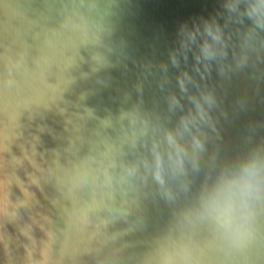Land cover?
I'll list each match as a JSON object with an SVG mask.
<instances>
[{"label": "water", "instance_id": "1", "mask_svg": "<svg viewBox=\"0 0 264 264\" xmlns=\"http://www.w3.org/2000/svg\"><path fill=\"white\" fill-rule=\"evenodd\" d=\"M226 3L0 0V179L16 213L2 218L12 251L10 259L0 244V264H17L26 242L19 229L37 211L53 222L56 264H165L166 253L168 264H264V204L245 250L200 214L217 174L264 145V30L246 39L249 22ZM206 21L221 25L223 40L215 56L197 60ZM189 31L196 39L184 47ZM25 50L29 71L6 92V57ZM185 71L193 79L182 91ZM208 92L214 100L205 102L198 168L189 159L186 176L169 178V199L143 160L153 139L192 108L189 97ZM174 95L180 105H172ZM86 159L96 169L107 165L112 177V189H96L95 204L91 183L70 182ZM124 165L138 166L136 175ZM85 202L88 222L69 220Z\"/></svg>", "mask_w": 264, "mask_h": 264}, {"label": "clouds", "instance_id": "2", "mask_svg": "<svg viewBox=\"0 0 264 264\" xmlns=\"http://www.w3.org/2000/svg\"><path fill=\"white\" fill-rule=\"evenodd\" d=\"M226 8L232 13H237L238 20L249 22L245 33L246 39L257 35L258 30H264V0H227ZM205 31L209 38L203 41L200 49L202 56L198 55L197 60L215 56L217 50L214 44L223 40L224 34L218 22L206 21ZM195 39L196 32L189 31L183 40V46H189L190 42ZM26 57V50L19 52L18 56L8 55L6 57L2 76L6 92L14 87L18 88L20 86L19 76L28 73ZM185 59H187L186 54ZM172 60L174 64L180 62L175 54ZM192 79L188 71L179 77L182 91H187L186 80L191 81ZM189 100L192 108L180 117L179 125L176 128L163 130L161 136L153 139L150 158L145 157L143 160L145 168L150 171L157 185L166 190L165 194L169 199L172 197L171 190L167 188L169 178L179 179L186 176L189 159L192 168H198V159L204 150L200 126L202 122L209 119L205 102L210 105L214 97L208 92L204 93L203 99L192 94ZM172 105H180V100L175 95L172 97ZM92 163L86 159L75 165L77 175L71 177L70 182L73 186L91 183L94 190L92 203L95 204L96 189L104 192L112 189L113 185L109 167L101 164L100 168L96 169L92 167ZM112 166H115L114 162ZM124 168L130 176H135L138 171L136 165H124ZM32 183L37 184V181L32 180ZM24 191L30 201L35 199L36 203H39L34 192L27 189ZM10 203L6 183L0 179V244L3 245L11 259L10 239L5 236V225L2 222V218H7L9 215L16 216V213L9 212ZM85 204L83 208L74 209L69 214V220L87 223L88 211L92 208V204H87V202ZM262 204H264V145H257L240 158L234 167L222 169L217 174L211 185L205 189L200 214L213 217L218 222L225 238L236 248L245 250L255 239L254 223ZM30 219L32 223L19 229L20 236L17 239L23 237L26 242L20 244L23 254L17 258V264H56L53 246L57 237L51 227L53 223L51 218L37 211ZM184 251L187 253V246ZM171 259L172 254L166 253L165 264H168Z\"/></svg>", "mask_w": 264, "mask_h": 264}]
</instances>
